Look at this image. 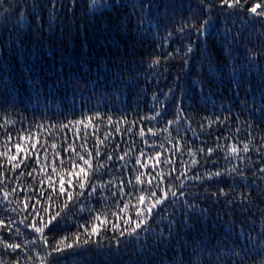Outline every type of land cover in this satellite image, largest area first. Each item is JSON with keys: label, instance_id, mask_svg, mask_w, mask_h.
<instances>
[{"label": "trees", "instance_id": "obj_1", "mask_svg": "<svg viewBox=\"0 0 264 264\" xmlns=\"http://www.w3.org/2000/svg\"><path fill=\"white\" fill-rule=\"evenodd\" d=\"M209 2L214 5L210 9ZM60 3L63 7L53 13L49 0H0V153L11 149L15 154L18 142L21 147L38 142L47 149L39 151L41 166L51 162L32 176L27 175L37 168L32 161L15 171L3 169L0 218L16 221L10 242L23 245L17 250L20 264H40L36 253L42 244L25 243L36 236L25 227L29 221L20 223L28 213L12 209L21 200L34 203L29 197L41 201L38 207L48 206V174L54 167L60 171L61 161L75 152L87 156V148L94 154L106 135L102 156L129 154L123 161H108L111 172L102 169L96 181L111 180L115 187L98 188L91 199L86 190L83 205L115 221L111 212L118 211L121 181L134 196L136 188L149 187L134 183L139 171H152L135 164L140 150L145 153L141 161L149 165L153 161L146 157L159 152L161 161H174L155 171L165 174L162 187L177 192L169 196L179 201L172 209L176 227L171 236L163 224L154 226V236L118 237L104 231L96 244L79 255H65L59 264H226L234 257L244 264H264V247L249 244L264 235V17L222 8L219 0ZM206 21L201 35L196 29ZM232 145L239 149L235 154L228 151ZM209 147L215 149L211 157ZM194 158L199 163L190 169ZM0 163L6 165L2 156ZM207 170L223 175L212 181L192 179ZM58 179L52 174L53 184ZM13 188L16 192L5 200L3 193ZM123 199L136 203L133 196ZM81 206H70L64 230L49 233L50 240L76 231L75 225L88 218ZM127 213L135 210L129 207ZM16 258L0 245V264Z\"/></svg>", "mask_w": 264, "mask_h": 264}, {"label": "snow or ice", "instance_id": "obj_2", "mask_svg": "<svg viewBox=\"0 0 264 264\" xmlns=\"http://www.w3.org/2000/svg\"><path fill=\"white\" fill-rule=\"evenodd\" d=\"M49 3L51 7L48 10L53 13L63 7L60 0H49ZM219 4L222 8L226 6L228 9L246 10L253 16L264 17V0H258L256 3H252V0H219ZM248 4H252V6L245 8ZM213 6L214 5L209 2V9ZM206 24L207 21L204 25H201L200 28L196 29L201 35L203 34L201 29L206 30ZM186 27H192V25H186ZM180 31L183 32L184 29L182 28ZM191 51L192 48L189 47L188 52ZM176 119L178 120L179 116ZM174 122L175 121H169V124ZM76 123L81 124L83 121H77ZM64 127H67V125ZM84 127L87 128V124H85ZM117 131H119L118 126ZM128 131H131V129ZM165 131H167V129H165ZM151 134L156 135L155 132H152ZM140 135H144L143 131H141ZM84 138L86 139L87 137L85 136ZM19 139L24 140L25 136L20 134ZM107 139L108 135H106L103 140H99V144L94 154L93 152H88L87 148H85L87 156L75 152L73 156L69 157L68 161H61L65 166L60 171H57L55 167L53 168V173L48 174L47 176L48 188L51 189V191L47 193V201L49 202L48 206L38 207V205L41 204V201L37 200L35 197H29L28 199L34 200L35 202L29 204L26 203L25 200H21L19 204H17V207L12 209L14 212L17 210L21 212L27 211L28 214L24 216L20 223L23 224L25 221H29V223L25 224V227L36 234L35 237L25 241V243L36 245L39 241L42 244V251L36 253V258L39 260L40 264H59V260L64 258L65 255L72 256L81 254L80 250L84 249L85 246L96 244L98 242L97 238L102 239V233L104 231L118 233V237H140L142 233L154 236L156 235L154 226L158 227L163 224L166 225L165 230L168 231L169 235H172V231L177 224V217L172 209L173 206L179 204V201L175 199L170 201L169 196L176 197L177 192L173 191L171 187L167 189L162 187L164 184L162 177L165 174L162 172H156L155 169L158 168L161 163L167 164L173 163L174 161H169L167 159L161 161V153L159 152L146 157L147 160L153 161V163L149 165L148 163L141 161L140 156H145V153L142 149L140 150L139 156L135 159V164L139 165L141 169L151 168L152 171H149L147 174L143 171H139L135 176L134 183L136 185H143L146 182L149 187L136 188L135 191L138 195L134 196L132 190L125 192L124 182L121 181V186L119 187L121 198L116 201L118 211L111 212V215L115 217V221L109 220L107 214L99 209L94 210L91 207L83 205L81 197H85L86 190L87 198L91 199V197L97 192L98 188L102 189L107 186L115 187L111 180L101 183H97L96 181L100 179L99 174L102 169L111 172L112 169L107 163L108 161H113L114 159L123 161L129 154L126 152L123 156L114 157L112 154L105 153L102 156L100 147L104 145ZM14 147L16 149L15 154L12 153L11 149H7L5 152L0 153V156L4 157L6 160V165L0 163V184L4 183L3 169L5 167L9 170L15 171L20 169L21 166L27 167L29 161H32L37 165V168H33L31 171L27 172V175L32 176L37 170L44 172L47 167L51 166V162L49 165L41 166L39 151L42 148L44 151H47V149L44 148V145L37 142L21 147V144L18 142ZM51 147L55 149L57 148V145L53 144ZM161 147H163V145H161ZM64 151H69V149H65ZM176 151H180V148L177 147ZM200 151H203V149ZM228 151L235 154L239 149L235 145H232L229 147ZM243 151H249L247 144L244 145ZM214 152V148L209 147L207 149L209 157H211ZM189 155L194 156L195 154L189 151ZM55 156L59 159L60 153L56 152ZM97 158H100V162L94 163ZM198 163L199 161L194 158L191 161L189 168L191 169V167L196 166ZM115 167L116 171L119 172V165H116ZM171 171H175V169ZM233 171H235V169H233ZM154 172L155 174H153ZM260 172H264V168H261ZM20 174L24 175L23 172ZM52 174L58 176V184H53L51 182ZM222 175L223 172L221 170L215 172L207 170L203 175L197 172L192 179L201 182L205 180L212 181L216 177H222ZM145 176H147L146 181L145 179H142ZM184 176L185 179H188L186 173ZM156 181H159V183H154ZM40 182L44 183L43 180ZM129 183L133 182L130 181ZM180 187L183 188V184H181ZM157 189H159V194L157 193ZM0 191H2V189H0ZM13 192H16L15 188H13L11 192H4V199L8 200V197ZM220 194L226 195L223 193V190H220ZM41 195H44V192H42ZM179 195L183 197L185 193L181 191ZM212 195L215 196L217 193H212ZM111 196L116 197L117 192H111ZM124 196H133L136 203L133 204L131 200H124ZM57 200L60 201L59 204H57ZM77 202H80L82 205L80 207V212H87L89 214L88 218L84 219L82 223H77L75 225L77 229L76 231L61 236L59 239L53 237V239L50 240L48 236L49 233L64 230L67 221L65 213L69 211L70 206ZM185 203L187 206L192 207L188 202ZM21 204L23 205L22 208L20 207ZM129 207L135 210L134 215H128L127 210ZM15 223L16 221L11 218H0V245L6 250L17 253V258L14 259L11 264H20L18 259L19 253L17 250H22L23 245L16 242H10V236ZM4 232H9L10 235L4 236ZM15 232L19 233L20 229L18 227L15 228ZM118 237H113V239H116L117 243H120ZM160 239L161 241L164 239L163 232L160 234ZM257 243H259L261 247H264V235L249 240V244L253 247H255ZM205 264H211V262L205 260ZM226 264H244V261L243 259L234 257L228 259Z\"/></svg>", "mask_w": 264, "mask_h": 264}]
</instances>
